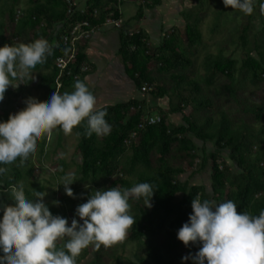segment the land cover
I'll list each match as a JSON object with an SVG mask.
<instances>
[{"label":"trees","instance_id":"16d2710c","mask_svg":"<svg viewBox=\"0 0 264 264\" xmlns=\"http://www.w3.org/2000/svg\"><path fill=\"white\" fill-rule=\"evenodd\" d=\"M5 1L8 6L2 7L12 26L11 40L16 41L14 44H27L45 38L52 49V54L31 70L37 74L38 81L34 86L40 93L37 101L41 103H46L53 91H73L74 81L79 79L85 82L86 76L93 71V65L88 62L85 53L86 40H68L65 43L64 37L69 39L71 30L83 22L87 26L82 27L81 31L89 32L109 21L121 19V6L129 1L136 2L135 14L129 21L122 23L118 30L116 54L125 76L134 87L141 91L146 86V90L141 93L151 89L149 94L155 99L169 97L170 92L175 95L177 103L169 109V113L180 114L181 124L173 125L161 114L157 123L139 127L142 119L149 116L142 110L140 102L131 99L101 107L106 109L105 119L111 125L107 134L85 135L84 121L73 127L77 139L76 151L80 157L77 166L79 182L92 187L89 193L93 189L129 188L145 181L153 186L151 207H145L143 197L129 199L130 214L136 221L130 226L128 240L137 249L134 261L130 264H173L171 252L186 246L177 239L176 233L188 220L193 198L199 197L201 201L215 200L217 203L231 199L236 203L238 211L253 215H258L264 209V153H253V149L261 145L264 127H260L259 133L254 134L251 126L232 124L223 113L215 121L210 116L198 121V118L183 115L184 109L191 106L199 110L210 108L201 83L209 87L219 74L228 80L233 78L234 62L223 59L221 54L204 57V75L201 78L193 79L178 73L192 65L190 58L183 54L179 37H184L188 50L200 44L199 20L195 14L202 10L208 0H192L198 10L192 12L191 16L188 13L181 14L183 26L171 27L154 47L150 44L148 34L141 28L134 29L133 24L143 19L144 10L152 11L160 6L162 0H86L82 9H73V5L67 3L72 4L73 0H26L19 15H15V7L20 0ZM212 1L224 4L223 0ZM256 8H261L260 0H255L254 10ZM69 10L71 13H68ZM250 15L247 14L248 17ZM25 35L29 37L26 36L22 41ZM57 58L66 61L63 70L57 68ZM151 66L157 69L156 73L151 72ZM83 67L84 70L81 69ZM241 68L252 83L264 79L263 61L260 63L246 55ZM164 73L167 74L166 81L172 86L171 90L167 89L161 78ZM25 79L26 84H21L13 95L15 99L19 100L25 92H29L31 85ZM17 111L16 107L11 112L0 111V120H7L9 114ZM248 111L256 120L261 118L262 111L258 107H250ZM57 129L62 131L59 127ZM46 136L42 135L37 141L40 154L44 150ZM192 138L203 143L212 142L214 149L205 153L197 149ZM224 154L236 171L226 162ZM198 158L200 170L206 164L209 165V192L202 186L189 185L175 178L184 173L183 162L191 165L192 160ZM12 163L5 165L8 171L0 174V204L11 203V189L14 185L23 184L25 195L29 198H35V190L43 191V187L33 180L35 175L32 166L22 167L19 159ZM98 180L101 183H97ZM50 211L64 216L55 210ZM160 236L163 237L164 254L160 252L158 244ZM57 243L61 245L63 242ZM188 245L195 252L201 246L199 242H190ZM113 246L116 247L113 244L101 245L87 264H108L109 258L103 252L114 249L111 248ZM87 252L88 247L80 252L76 258L77 264L86 257Z\"/></svg>","mask_w":264,"mask_h":264},{"label":"clouds","instance_id":"9594fccd","mask_svg":"<svg viewBox=\"0 0 264 264\" xmlns=\"http://www.w3.org/2000/svg\"><path fill=\"white\" fill-rule=\"evenodd\" d=\"M231 9L245 14L254 11L255 0H223ZM264 8V0H260ZM52 54L49 41L38 38L31 43H5L0 46V101L9 86L33 78L31 70ZM106 109L97 105L88 85L77 79L73 91H53L46 103L28 98L25 107L7 120H0V174L5 165L18 158L21 163L37 149V141L59 127L70 132L85 122V135L107 134L111 125ZM74 174L63 178L64 192L73 196L69 185ZM87 187V185H86ZM153 186L139 182L129 188L93 189L85 202L77 205L69 224L68 218L54 215L44 203V191H34L35 198L25 195L23 184L11 189V203L0 204V264H77L80 252L93 245L110 246L124 239L135 218L129 213V199L144 198L151 207ZM55 203H59L56 201ZM188 220L176 236L184 245L200 243L194 255L182 256L194 264H264V209L258 215L238 211L236 203L199 197L191 201ZM75 217H79L78 221ZM58 241H62L58 245Z\"/></svg>","mask_w":264,"mask_h":264},{"label":"rangeland","instance_id":"374dc122","mask_svg":"<svg viewBox=\"0 0 264 264\" xmlns=\"http://www.w3.org/2000/svg\"><path fill=\"white\" fill-rule=\"evenodd\" d=\"M86 0H81L84 6ZM166 3H168V0ZM26 0H20L19 4L15 7V15H19L21 10L26 5ZM181 7L176 11L174 9L171 16H167V24L160 25L157 20H163L164 16L156 14L154 11L144 10V20L146 27L153 28L155 31L149 32L150 44L152 47L156 46L163 34L170 31L171 27H182L183 19L181 14H192V12L198 10L195 3L192 0H180ZM73 9H82L79 5L78 0H73ZM8 6V2L0 0V46L5 43L14 44L16 41L11 40L12 26H10L5 8ZM222 7H224L222 9ZM137 7L136 2H126L121 8L120 12L122 23L129 21L130 18L135 14ZM222 10V11H221ZM196 19L199 20V30L201 33V42L199 45L192 49H187L185 46L184 37L181 35L180 45L183 54L190 58L192 65L178 73H183L193 79L203 77L204 68L203 61L206 55H217L221 54L223 59H229L234 62V73L232 80H228L223 75H216L213 80V84L207 87L201 83L202 92L205 98L209 99L210 108L207 110L194 109V106L184 109L183 115L193 116L198 118V121L202 117L210 116L215 121L218 120L220 114L223 113L228 121L232 124L244 123L252 127V132L258 134L261 130L260 127H264V79L259 80L256 83L250 82L248 75L242 70L241 65L245 60L246 55L253 59L264 62V8H256L250 17L247 14L241 12L239 9H231L230 6L214 2L212 0L206 1L202 10H198L195 14ZM139 23V22H138ZM135 23L133 27L136 26ZM121 27V26H120ZM119 27V28H120ZM103 29L106 37L108 36L106 49L107 59L112 61V69L108 68L106 64H102V69L95 73L93 82L88 85L89 90L96 96L102 94L104 97L111 96L110 99H106L103 105H112V97L116 95L114 101L126 102L128 100H136L141 103L142 110L144 113H148V116H159L165 115L167 121L173 125L181 124L180 114H171L169 109L174 107L177 103L175 95L171 92L169 97L162 99H155L150 96L148 89L145 93H141L133 85L129 83L124 74L122 73V65L118 58L115 47L114 37L116 39L119 28H113L111 24L106 23L100 27ZM94 29L87 38H83L88 43L92 41L98 33L99 29ZM136 29V28H135ZM29 35L23 36L24 41ZM114 36V37H112ZM1 39L2 45H1ZM95 43L93 44V47ZM95 48V47H94ZM96 52V51H94ZM86 53V52H85ZM97 53V52H96ZM89 55V51H87ZM95 55V54H94ZM99 57V55L94 56ZM89 63H93L92 59L88 60ZM95 66L94 64H92ZM152 73H156L157 69L150 67ZM97 70V68H96ZM33 78H27L30 90L25 92L24 96L19 100L14 98V94L20 85L26 84V79L17 81L13 80V83H21L16 87L9 86L4 94V99L0 101V111H12L14 107L21 110L25 107V102L28 98L40 99V93L36 90L34 84L38 81L37 74L32 73ZM165 86L168 90H171V84L166 81L167 74H162ZM27 89V88H26ZM25 89V90H26ZM100 106H102L100 104ZM99 106V107H100ZM250 107H258L261 111V118L256 120L254 115L248 111ZM47 140L43 152L40 154L38 148L33 154H30L23 163V166H32L33 178L35 183H38L43 187V191L46 195L43 197L44 203L49 207V210L59 212L68 218L69 224L75 215V209L77 205L85 202L90 194L89 191L92 189L91 186L79 182V171L77 166L80 163V157L76 151V132L72 129L70 132L58 131L54 128L50 134H47ZM262 142L256 150L253 149V153L262 152L264 153V134L261 136ZM195 146L199 150H203L205 153L211 152L214 147L212 142H201L192 138ZM258 151V152H257ZM200 154V152H197ZM226 162L230 165L233 171H236L232 162L228 161L227 155L224 154ZM19 159V158H18ZM13 164V163H12ZM184 173L178 175L175 178L180 182H188L189 185L202 186L207 192L210 191V179H209V165L206 164L201 170L199 169V158L193 159L191 165L183 162ZM74 174L73 182L69 187L73 190V196H68L64 192V186L60 185L63 183V178L66 174ZM97 183H101L98 180ZM59 201V203H55ZM130 204V203H129ZM72 211H74L72 213ZM130 213V208H129ZM55 215V214H54ZM78 221L79 217H75ZM130 228L126 237L120 241L113 243L116 247L112 250L103 252V255L109 258L108 264H130L134 261V255L136 253V245L128 240ZM159 248L160 252L164 254L163 237H159ZM97 248L93 245L88 246V252L86 257L79 264L90 263L93 259V253ZM116 250L115 252H111ZM191 253L194 255L196 252L190 245L183 246L171 252L170 259L173 264H194L191 259L182 261L181 257Z\"/></svg>","mask_w":264,"mask_h":264},{"label":"crops","instance_id":"0c3cea01","mask_svg":"<svg viewBox=\"0 0 264 264\" xmlns=\"http://www.w3.org/2000/svg\"><path fill=\"white\" fill-rule=\"evenodd\" d=\"M168 1L169 2L166 3L167 1L162 0L160 6H158L155 9L152 10L156 14H159V16H161V14L164 16V19L163 20H160V19L157 20L158 23H159V25H160V29H161V24L163 25V24H167L168 23V20L169 19L167 18V16H171L173 14L174 9H176V11H177V9L179 7H181L180 0H168ZM85 2H84V4H85ZM78 3H79L80 6L84 7L83 4L81 3V0H78ZM121 15H122V13H121ZM144 22H145V20H144V15H143V19H141L139 21V23L136 24V26L133 27V28L134 29L135 28L136 29H139V28L143 29L148 34V36H149V32L150 31H152V32L155 33V31L153 30V28L146 27V24ZM100 30L103 31V29H101V28L99 29L98 33H96V35L94 36L95 38L88 43L89 46L85 50L88 60L89 59L90 60L92 59V61H93V63H90V64H94L95 65V66H93V71L91 72V74H89L85 78V83L87 85H90L93 82L92 80H94V78H95L94 77L95 76V73L98 70H100V69L103 68L102 67V64L103 65L106 64L108 66V68L112 69V61L109 60V59H107V57H106V49H105V45H107V40H108L109 37L108 36L106 37V34L103 35V33H105V31L104 32H101ZM112 37H114V36H112ZM149 38H150V36H149ZM114 41H115V47H116V45H117V37H116V39L114 37ZM94 43H95V46H94L95 48L93 47V44ZM87 51H89V55L87 54ZM94 51H96L97 53L94 52ZM96 55H99V57H96L95 58L94 56H96ZM120 65H122V64H120ZM121 67H122V69H121L122 70V73L124 74V72H123V66H121ZM96 68H97V70H96ZM124 76H125V74H124ZM126 79L129 81V83L131 85H133V83L127 77H126ZM95 97L97 99V105L98 106H100V104L102 105V106H100V108L101 107H104V106H110V105H103V102L106 99H110L111 96H108L106 98L102 94H100V92H99V94H97ZM116 98H119V97H117L116 95H114V97H112V99H113L112 105H114L116 103H124L122 101H114V100H116Z\"/></svg>","mask_w":264,"mask_h":264},{"label":"built area","instance_id":"2783aa9c","mask_svg":"<svg viewBox=\"0 0 264 264\" xmlns=\"http://www.w3.org/2000/svg\"><path fill=\"white\" fill-rule=\"evenodd\" d=\"M70 6L72 5L71 3L67 2ZM68 13H71V10H69ZM109 24H111L112 27L115 28H119L122 25V20L121 19H117L115 21H109ZM87 26L86 22H83L82 24H78L76 25L70 32V38L68 39L67 37H64V42L67 43L68 40L70 41H75V40H79V39H83V38H87L89 36V33H91L93 30H90L89 32H82L81 28ZM56 66L58 69L63 70L65 68V64L66 61H64L61 58H57L56 61ZM82 70H84V67L81 68ZM146 90V86H143L141 88V92H144ZM159 121V117L158 116H149V117H144L142 119L141 124L139 125V127H142L143 124H147V125H151L154 123H157Z\"/></svg>","mask_w":264,"mask_h":264}]
</instances>
